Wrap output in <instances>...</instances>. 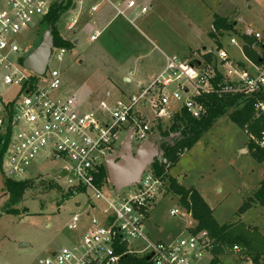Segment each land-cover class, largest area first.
<instances>
[{
  "label": "built area",
  "instance_id": "built-area-1",
  "mask_svg": "<svg viewBox=\"0 0 264 264\" xmlns=\"http://www.w3.org/2000/svg\"><path fill=\"white\" fill-rule=\"evenodd\" d=\"M53 1L0 0V80L12 88L8 96L0 89V140L8 143L2 170L11 179L23 180L31 178L30 168L38 161L61 159L67 165L59 173L67 175L69 191H89L92 196L68 224L75 232L70 244L40 259L39 264H120L125 254L146 257L151 264H200L212 252L213 239L205 229L196 230L195 220L172 241H153L145 231L150 210L168 190L165 175L170 174V161L160 156L164 173L149 164L137 182L113 195L106 192L116 188L107 161L120 152L123 133L143 143L160 134V123H172L183 110L201 118L207 112L204 98L210 94L252 100L254 116L264 122V28L247 25L239 33L228 34L226 40L225 34L220 45L207 52L210 60L165 53L163 69L138 91L84 108L76 94L58 93L63 83L60 69L48 64L45 73L36 74L23 65L25 44L19 35L35 28ZM127 6L135 10L132 16L116 8L133 24L148 9L136 10L135 0ZM76 22L72 17L68 28L73 30ZM96 37V33L91 36ZM246 38L253 39L251 46L259 59L247 55ZM67 52L65 47L53 46L51 56L62 61ZM246 131L264 149V130L260 139ZM95 201L107 207L99 210L100 217L92 215V210L99 209ZM170 213L177 215L180 210L173 208ZM82 215L91 216L83 229ZM234 250L241 248L235 245ZM248 263L253 264L252 260Z\"/></svg>",
  "mask_w": 264,
  "mask_h": 264
},
{
  "label": "rangeland",
  "instance_id": "rangeland-1",
  "mask_svg": "<svg viewBox=\"0 0 264 264\" xmlns=\"http://www.w3.org/2000/svg\"><path fill=\"white\" fill-rule=\"evenodd\" d=\"M60 1L54 0L53 3ZM203 1L210 6V16L206 13ZM171 3L173 6L151 8L147 16L153 25L151 31L141 22L135 21L137 29L127 24L122 29V36L111 37L112 34L107 33L109 38L103 37L97 41L91 40L90 34L82 28V22L76 25V33L70 30L68 23L72 18L71 11L63 12L57 22L60 33L71 41H78L62 61L51 56L49 67L60 69L62 75L63 83L58 93L76 94L83 107L89 108L90 103L96 100H114L122 96L121 91L127 93L138 90L136 87H126L122 77L127 76V73L122 71L123 68L134 66V62L141 67L155 64L159 56L162 57L159 62L163 63V53L189 57L201 55L202 45H214L209 35L213 29L211 21L214 13L221 15L227 12L228 18L235 19V28L226 33V39L228 34L239 33L247 25L264 28V0H171ZM43 32V26L38 23L35 28L20 33V41L25 44V56L40 43ZM137 45L140 47L138 54L149 55L139 58L135 56L125 63L127 54L133 52ZM155 45L161 49L162 54ZM227 48L231 50L228 45ZM237 53L240 57V52ZM0 89L4 96L12 92L11 86L2 80ZM108 91L110 96L106 95ZM160 124L162 128H168L171 123ZM125 138L123 133L119 149ZM249 141L250 135L246 129L225 115L217 119L202 138L181 155L177 164L170 169V174L184 187L197 188L214 210L213 214L219 223L244 222L264 232L263 205L256 204L243 213L237 212L264 178V163L252 156ZM140 144L146 142L131 140L134 152ZM152 152L162 155L160 148ZM65 165L67 163L61 159L35 163L28 175L35 180L36 186L27 189L23 199L12 205L17 209L15 213H7L4 208L8 201L4 190L7 176L0 170V264H39L40 259L69 245L74 238L75 232L68 229V224L74 213L83 212L92 196L89 191L74 194L69 191L67 175L59 173V169ZM48 183L54 186L49 187ZM127 187L129 185L120 189H106V192L113 195L117 190H126ZM94 203L99 209L92 210V215L100 217L99 210L107 207L100 201ZM173 208H178L180 213L172 215L170 211ZM90 219L91 216L82 215V229ZM191 219L194 220L188 215L179 197L168 190L150 210L145 220V231L153 241L176 240ZM239 253L234 250L220 255L215 264H246V259ZM207 256L200 259L199 263L213 264L208 262Z\"/></svg>",
  "mask_w": 264,
  "mask_h": 264
},
{
  "label": "trees",
  "instance_id": "trees-1",
  "mask_svg": "<svg viewBox=\"0 0 264 264\" xmlns=\"http://www.w3.org/2000/svg\"><path fill=\"white\" fill-rule=\"evenodd\" d=\"M71 6V0H61L51 4L48 12L41 20L44 32L51 28L54 46L65 47L72 50L75 47L74 41L65 38L57 27V22L61 14ZM214 32L212 37L220 42V38L225 36L235 28V19L214 16ZM43 32V34H44ZM42 34V35H43ZM42 39V38H41ZM245 50L249 57L254 60L259 59L256 51L252 48L253 39L246 38ZM211 59L212 56H207ZM209 59V60H210ZM207 112L199 119L193 118L185 110L177 114L168 128L159 126L162 140L159 148L162 157L170 161V169L180 160L181 155L191 149L216 122L217 119L228 115L230 119L239 127L248 130L258 139L264 130V122L259 121L254 116V106L252 100L243 101L237 95L210 94L204 98ZM233 109V111H230ZM7 141L0 140V170L2 160L7 148ZM249 150L252 156L260 163H264V149L250 138ZM156 171L161 174L165 171V165L161 162L160 156H155L152 161ZM169 179L168 190H171L178 197L183 206L192 214L197 222L196 230L205 229L213 239V259L212 262L219 261L220 255L234 251V246L238 245L241 250L239 253L246 260H252L253 264H264V232H260L257 227H249L244 222L219 223L213 209L206 202L202 194L194 186L186 188L170 174L165 175ZM36 186L35 180L31 178L15 180L6 177L4 180V190L8 195V201L4 208L7 213L17 212L12 205L19 203L27 189ZM49 187L54 186L48 183ZM261 204L264 206V178L259 182L253 194L238 208V213H243L253 205ZM120 264H151L146 257L133 254H125L121 258Z\"/></svg>",
  "mask_w": 264,
  "mask_h": 264
},
{
  "label": "crops",
  "instance_id": "crops-1",
  "mask_svg": "<svg viewBox=\"0 0 264 264\" xmlns=\"http://www.w3.org/2000/svg\"><path fill=\"white\" fill-rule=\"evenodd\" d=\"M128 1L129 0H71V6L66 11H71L72 17L77 18L75 28L73 29L74 33H76V31H77L76 25L79 22H82L81 23L82 28H84L90 34V38L95 33L97 34V37L95 39L91 38L92 41H97L103 37L104 38L106 37V39L109 38V36H107V33H110V35L112 34L111 37L117 36V35L122 36L123 35V34H121L122 29L127 24L129 26L135 27L136 29L138 28L136 26V24L131 23L128 19H126L124 16L120 15L117 11L116 6H119L120 8L125 9L126 12L132 16L133 12L135 10L128 8V6H127ZM135 1L137 3V9L136 10H140V8L143 6L148 7L147 11L144 14H141L139 17H137L135 21H139V23L141 22L144 25V27L150 31L152 30L153 25L151 23H149L150 20L148 19L149 17H147V16H148L151 8L156 7V9H157V7H159V6H168V7H169V5L173 6V3L170 4L171 0H135ZM202 3L206 8L207 15L210 16L209 15V9H210L209 4L205 1H203ZM226 13H224V14L221 13V15L214 13V15L212 16L211 26L213 29H211V31H209V35H210L211 39L213 40L214 45L212 47L211 46L209 47V45H207L206 43L204 45H202L201 46V52L202 53H201V55H197L196 59L197 58L199 59L202 57H205L206 59H210L207 56H209L211 54H209V53L207 54V52H210L212 50L214 51L216 49V47L218 45H220L219 39L217 41L216 39H214L212 37V34H211L212 32H214L213 20H214L215 15L227 17ZM235 25H236V23H235ZM226 33L227 32H225V34ZM202 35L204 36V34H202ZM202 35L199 37V39L202 37ZM223 38H224V36H223ZM125 39H126V36H125ZM221 39L222 38H220V40ZM225 40H226V37H225ZM77 41L78 40L74 41L75 46H76ZM151 42L153 44L155 43L152 39H151ZM155 48L159 49L160 54H162L161 49L157 45H155ZM139 49H140V47L138 45H137V48H135V49L133 48L134 51L127 54L128 59H125L124 62L128 63L129 60L135 56H136V58H139L141 56L149 55V53L138 54L137 51ZM68 51H71V50H68ZM163 54H165V53H163ZM176 55H178V54H176ZM180 57L181 58H193V57L181 56V55H180ZM161 58L162 57L159 56L158 59L160 60ZM159 60L155 64L151 63L150 65L149 64L144 65V66L142 65V67L137 66L135 62H134V66H130V65L128 67L125 66L122 71L126 72L127 76L124 75L122 77V80L125 83L126 87H128L130 89H134V87H136V89H140L141 87L145 86L153 76H155L157 73H159L163 69L165 61H163V63H160ZM197 63H199V61H197ZM136 91H138V90H136ZM136 91H131V92H127V93L121 91V93H122V96H126V95H130L132 93H135ZM106 95L109 96V95H111V93L108 91L106 93ZM102 100H104V99H102ZM98 102H99V100H96V101L90 103V105L94 106V105L98 104ZM150 164H152V163H150ZM84 209H85V207L83 208V210ZM183 233H184V231H183ZM209 256H211V261H210ZM207 257H208V262L212 263L213 253L211 252L210 254H208ZM248 260H250V259H248ZM248 260L245 261L246 264H249ZM213 264H215V263H213Z\"/></svg>",
  "mask_w": 264,
  "mask_h": 264
},
{
  "label": "water",
  "instance_id": "water-1",
  "mask_svg": "<svg viewBox=\"0 0 264 264\" xmlns=\"http://www.w3.org/2000/svg\"><path fill=\"white\" fill-rule=\"evenodd\" d=\"M53 46V34L51 28H49L44 32L40 43L25 57L24 67L36 74L45 73ZM230 111H233V109H230ZM161 140V135L155 133L145 141L146 144H140L134 152L131 146V138H125L120 152L107 161L109 177L117 189L137 182L144 168L152 163L155 156H159L152 151L159 149Z\"/></svg>",
  "mask_w": 264,
  "mask_h": 264
},
{
  "label": "flooded vegetation",
  "instance_id": "flooded-vegetation-1",
  "mask_svg": "<svg viewBox=\"0 0 264 264\" xmlns=\"http://www.w3.org/2000/svg\"><path fill=\"white\" fill-rule=\"evenodd\" d=\"M134 154V153H133Z\"/></svg>",
  "mask_w": 264,
  "mask_h": 264
}]
</instances>
